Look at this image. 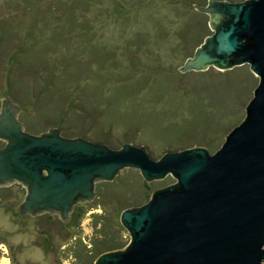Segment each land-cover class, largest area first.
<instances>
[{
	"label": "water",
	"instance_id": "obj_1",
	"mask_svg": "<svg viewBox=\"0 0 264 264\" xmlns=\"http://www.w3.org/2000/svg\"><path fill=\"white\" fill-rule=\"evenodd\" d=\"M212 33L179 71L248 64L258 77L245 115L210 152L204 146L152 158L139 145L111 148L50 127L29 133L9 96L0 103V186L22 184L20 214L55 213L63 220L78 201L94 196L97 180L124 167L145 181L170 174L175 183L125 208L126 247L104 251L94 264H264V0H207Z\"/></svg>",
	"mask_w": 264,
	"mask_h": 264
},
{
	"label": "rangeland",
	"instance_id": "obj_2",
	"mask_svg": "<svg viewBox=\"0 0 264 264\" xmlns=\"http://www.w3.org/2000/svg\"><path fill=\"white\" fill-rule=\"evenodd\" d=\"M5 1L0 0V16L6 19L14 17L13 19L16 20L17 15L12 9L7 7ZM53 1L56 0H49V2L45 3ZM89 1L91 10L87 16L92 20L97 30L94 39L100 40L104 44L106 43L112 49L109 59L117 62V66L111 68V61H109L102 68L99 64H96L94 57H90L91 59L81 57L83 62L87 61L88 66L91 67L94 73L100 72L98 76L103 81L94 80V78H90L79 69L78 71L74 68L72 70L73 73H77L75 82L72 84L63 83V85L58 86L62 88L61 92H66V96L60 98L59 102L53 105V108L51 106L39 110L41 117L42 113L46 112L47 115L44 117L46 121H43V117H38L36 122H32L34 118L31 117H35L38 113L37 109H39L36 108L35 102H33L34 108L32 106L31 109L25 110L22 99L18 101L11 96L12 90L4 87L5 82L8 80V73H5L4 77L0 73V103L4 97L9 96L13 103L21 107L17 118L23 123L24 129L29 133H33L30 131L32 125L35 128L41 124L37 132H34L35 134L47 131L50 127H57L64 136H81L89 140L102 142L111 148H120L124 143H133L142 146L152 158H159L167 150H181L198 146L195 136H198L199 139H209L210 131H189L191 134L185 133L184 137L183 132L178 134L180 131L172 133H168V131L162 132L160 128H163V125H161L160 120L150 121L146 118V122L142 127L139 126L138 122L133 120V110L140 106V101L137 99L142 100L143 93H138V90L133 91V83H131V90L119 93L116 98L111 93L114 88L112 87L110 90L108 85L111 81L115 84L133 82L134 78L142 76L145 71L156 68L159 72L160 70L166 72L176 71L178 72V80L174 82L176 90L179 91L181 96L189 95V97L184 99L186 101L184 104L186 105L183 108L189 109L191 114H193L180 119L181 123H174V126H194L198 128L207 125L212 119L205 108L201 110L202 101L207 99V94L211 102H214L217 96L213 93L209 95L213 85L207 87L201 83L203 89H208L206 92L199 87L195 88V83L198 81L199 76L202 77L205 73H210V78L220 79L217 74L226 73L224 71L228 69L219 70L209 66L204 70L179 71L178 68L184 63L186 58L184 59L182 54L170 51L174 43L172 33L165 42H153L146 52L136 50L133 48L134 45L128 42V38L131 37L130 33L133 32V18L123 26V21L118 22V19L115 18L116 13L112 11V2L110 0ZM117 1L121 5L119 9L123 8V11L130 12V16L133 15V4L130 6V0ZM145 1L143 2L156 4L157 9L154 10H159L160 12L158 11V13H162L164 16L167 15L168 21L172 19L171 21H173L174 25L180 21L178 17L182 14V9H184L182 5V9L176 10L172 8L174 3H171L170 0ZM204 2L206 4L207 0ZM105 4L109 11L105 8ZM193 4L195 5L196 3L193 2ZM97 10L101 12L93 17L92 12L95 14ZM118 17L122 18L120 15ZM23 18H18L15 24L24 31L27 28L28 20ZM209 28L212 33V28ZM90 33L88 32V34ZM67 36L70 37L69 49L65 46L62 48V51H65L66 54L76 43L74 37H77V35L74 33L70 35L69 33ZM105 67L110 68V70L106 71L107 68ZM68 72L69 70L67 74H69ZM91 73V76L96 75ZM109 74L110 76H108ZM220 89H223L224 92H221V90L219 92L221 94L224 93V97L226 96L227 98L225 99L226 101L216 104L223 109V112L227 111L230 114L226 115V117L230 118L229 122H231V125H227L229 118L221 120L219 125L221 127L227 125L228 127L226 126L227 129L225 127V130L223 129L217 133L220 140L219 144L212 151L207 148L210 152H214L224 141L226 134L241 122L245 115V106L253 95V91H251L246 97L247 99L241 98L243 94L240 98H237V89ZM200 92L204 94L202 95ZM60 103L66 108L59 106ZM51 108L52 110L48 111ZM115 109L116 113L113 112ZM121 110L125 112V115L117 114ZM136 114L143 118L140 115V110ZM125 116H127L128 120L130 119L129 123L121 121ZM26 124L30 130L25 128ZM144 128H147L148 131ZM156 130L163 137L161 135L157 136L156 133L158 131ZM217 130V127L214 126V130L211 127L212 136H215ZM175 181V178L170 174L161 179L145 181L137 168L124 167L118 170L111 180L100 179L95 181L93 198L83 202L78 201L69 214V220L66 221L59 218L55 213L44 212V214L31 215L27 212L23 215L20 214L17 209L18 203L22 200L25 193H19V198H4L0 200V264H84L76 257L77 252H81V255L82 253L86 255L88 261L86 264H94L96 257H94L95 251L92 248L96 245H100L103 241H108V244L119 246L116 249H121L129 243L130 234L120 222L121 211L129 208L125 207L126 204L133 203V206L131 205L130 207L141 205L150 199L154 190L173 184ZM143 182L146 183L144 188L142 186ZM15 183L10 184V187L16 193L18 191V182ZM79 243L84 249H79Z\"/></svg>",
	"mask_w": 264,
	"mask_h": 264
},
{
	"label": "trees",
	"instance_id": "obj_3",
	"mask_svg": "<svg viewBox=\"0 0 264 264\" xmlns=\"http://www.w3.org/2000/svg\"><path fill=\"white\" fill-rule=\"evenodd\" d=\"M110 1L112 2V11L116 13L115 18L118 19V22L123 21V26L133 18V32L130 33L131 37L128 38V42L134 45L133 48L139 51L142 50V52L148 51L153 42H165L172 33L174 43L170 51L182 54L185 59L190 57L203 39L211 34L209 14L199 11L193 4L195 2L196 4L204 5L205 0H170L171 3H174L172 8L180 10L182 9L181 5L184 8L181 11L182 14L178 17L180 21L175 25L171 21L172 19L168 21L167 15L164 16L162 13H158L159 10H154L157 9L156 4L144 3L143 1L145 0H130V6L133 4V15L130 16L129 11H123V8L119 9L121 5L117 0ZM45 2H49V0L5 1L7 7L15 12L17 19H22L24 16L28 20L27 28L24 31L15 24L17 19L14 20V17L6 19L0 16V66L2 65L0 73L2 77H4L5 73H8V80L5 82L4 87L12 90V97L18 101L22 99L25 110L31 109L32 106L34 108L33 102H35L36 108L39 109H37V115L31 117L34 118L32 122H36L37 118L41 117L39 110L51 106L53 108V105L58 103L60 98L66 96V92H61L62 88L58 86L63 85V83L72 84L75 82L77 73H73L72 70L74 68L79 69L90 78H94V80L103 81L98 76L100 72L94 73L91 67L88 66L87 61L83 62L81 57H88L89 59L94 57L96 64H99L102 68L109 61H111V68L118 64L114 60L109 59L112 49L106 43L104 44L100 40L94 39L97 30L92 20L87 16L91 10L89 0ZM105 6L107 8L106 4ZM107 11H109L108 8ZM99 12L101 11L97 10L95 14L92 12V16L95 17ZM119 15L122 18H119ZM69 33L70 35L76 34L78 38L74 37L76 43L66 54L65 51H62V48L65 46L69 49L70 37L67 36ZM83 63L85 64L83 65ZM68 70L69 74H67ZM109 70L110 68L106 69V71ZM224 72L226 73L217 74L220 79L210 78V73H205L202 77L199 76L198 81L195 83V88L199 87L206 92L208 89H203L201 83L207 87L213 85L210 89L211 93H208L209 95L213 93L217 96V99L211 102L207 94V99L202 101L201 110L205 108L212 119L207 125L198 128L194 126H174V123H181L180 119L193 114H191L189 109L183 108L186 105L184 104L186 102L184 99L189 97V95L181 96L174 85L175 80H178V72L173 70L167 72L160 70L159 72L156 68L145 71L142 76L134 78L133 82L115 84L108 80L109 77L107 81L110 82L108 85L110 90L112 87L114 88V90H111L113 97L117 98L119 93L131 90V83H133V91L138 90V93H143L142 100L137 99L140 101V106L133 110V120H136L139 126L142 127L146 122V118H148L150 121H161L163 128H160V131H168V133L180 131L178 134L183 132V137L185 133L190 135L191 132L189 131H210L209 139H199L198 136H195V141L198 146L203 145L212 151L218 146L220 141L217 133L222 131L227 125H231V122H229L230 118L226 117V115L230 114L227 111L223 112V109L216 104L223 102L227 98L226 96L224 97V93L221 94L224 90L220 88L237 89L238 94L236 97L240 98L243 94L241 98L247 99L246 97L254 90L258 82L257 77L250 70L248 64L234 66ZM90 73L96 75L91 76ZM128 85L129 87H127ZM200 94L203 95L204 93L200 92ZM59 106L66 108L61 103ZM52 108L48 111L52 110ZM139 110L140 115L145 119L136 114ZM113 112L116 113V109ZM117 114L125 115V112L121 110ZM46 115V112L42 113L43 118ZM224 118H229L227 120L228 124L221 127L219 123ZM129 120L125 116L121 121L129 123ZM43 121H46L45 118ZM39 126L34 128L32 125L30 130L26 124L25 128L34 133L37 132ZM210 126L213 130L214 126L217 127L218 130L215 136H212L213 131H211ZM144 129L147 130V128ZM156 134L163 137L159 131ZM2 145L3 141L0 140V147ZM17 184L18 191L16 193L12 191L11 185L0 186V200L12 197L19 198V193H25L24 186L20 183ZM145 184V182L142 183L143 188ZM131 205L133 206V203L126 204L125 207H130ZM107 242L103 241L100 245L92 248L95 251L94 257L104 251L119 247ZM78 246L79 249H84L81 243ZM76 257L81 263H88L85 254L82 253L81 255V252H77Z\"/></svg>",
	"mask_w": 264,
	"mask_h": 264
},
{
	"label": "flooded vegetation",
	"instance_id": "obj_4",
	"mask_svg": "<svg viewBox=\"0 0 264 264\" xmlns=\"http://www.w3.org/2000/svg\"><path fill=\"white\" fill-rule=\"evenodd\" d=\"M1 140V139H0ZM1 141H3V140H1ZM4 142V141H3ZM5 143V142H4ZM13 183H15V182H13ZM12 184V183H11ZM10 185V184H9ZM7 186V185H6ZM19 204V203H18ZM18 209V208H17Z\"/></svg>",
	"mask_w": 264,
	"mask_h": 264
},
{
	"label": "bare ground",
	"instance_id": "obj_5",
	"mask_svg": "<svg viewBox=\"0 0 264 264\" xmlns=\"http://www.w3.org/2000/svg\"><path fill=\"white\" fill-rule=\"evenodd\" d=\"M2 264V263H1Z\"/></svg>",
	"mask_w": 264,
	"mask_h": 264
}]
</instances>
